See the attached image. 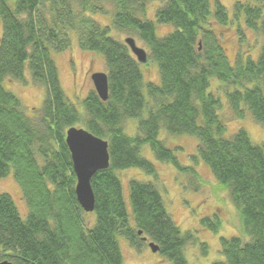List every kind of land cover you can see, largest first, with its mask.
<instances>
[{"label":"trees","instance_id":"obj_1","mask_svg":"<svg viewBox=\"0 0 264 264\" xmlns=\"http://www.w3.org/2000/svg\"><path fill=\"white\" fill-rule=\"evenodd\" d=\"M150 1L0 0V177L12 168L27 206L22 218L12 197L0 192V261L123 264L116 238L120 234L136 249L152 240L172 264H187L183 248L196 241L193 232L180 230L152 182L135 178L128 181L130 223L117 174L128 167L155 173L152 161L140 154L141 144L148 143L157 160L199 178L192 165L181 163L158 138L163 126L168 133L198 138L197 155L219 187L228 190L243 224L247 239L221 236L223 258L211 264H264V142L253 143L244 128L224 136L221 100L208 90L212 77L225 82L231 113L242 117L249 110L264 125V46L255 59H243L239 51L230 62L214 28L229 22L219 0L213 8L210 0H163L155 20L174 29L157 36L153 20L142 17ZM261 1L235 0L233 13L243 14L245 26L264 37ZM93 13H109V23H100ZM112 30L133 33L146 44L147 58L157 63L159 83L144 82L139 62ZM71 31L81 49L102 54L107 74V99L89 90L82 113L66 97L51 54L69 47ZM26 64L31 80L45 87L41 107L33 108L31 116L2 85L6 77L22 80ZM129 117L138 119L134 135L124 132ZM72 125L108 142L109 164L90 178L93 222L74 191L76 176L65 142ZM199 222L214 232L221 224L209 216Z\"/></svg>","mask_w":264,"mask_h":264},{"label":"rangeland","instance_id":"obj_2","mask_svg":"<svg viewBox=\"0 0 264 264\" xmlns=\"http://www.w3.org/2000/svg\"><path fill=\"white\" fill-rule=\"evenodd\" d=\"M227 9L229 22L227 25L214 24L215 32L225 47L227 56L231 63L234 62L237 53L243 59L250 57L255 59L259 50L264 46V37L253 29L245 26L243 14L234 16L233 3L235 0H219ZM250 1V0H241ZM163 3V0H153L147 3L145 15L151 19L155 25L157 36H163L174 29L171 23H160L155 20V9ZM214 0H210L213 8ZM257 3V2H252ZM262 4L264 14V0ZM107 7L110 5L107 4ZM93 18L102 24H108L110 14H91ZM243 33V38L238 32ZM2 23L0 19V34ZM111 34L117 39L123 40L126 35H132L136 43L142 46L148 53L146 44L135 34L112 30ZM56 63L61 87L73 105L82 113V100L91 89H94L91 73L95 71H105V63L101 53L91 50H83L78 46V40L74 31L70 32V45L67 49L57 52L51 51ZM143 80L159 83V70L157 63L147 58L145 62H139ZM2 85L5 89L13 92L21 101L22 108L27 115L33 114V108L39 109L45 95V87L36 84L31 80V75L27 64L24 68L22 80L6 77ZM226 83L212 77L210 79L209 91L216 94L221 100V107L218 110L220 117L226 124L224 136H230L238 128H244L253 143L264 142V125L256 122L250 111L246 110L244 116L235 117L227 104ZM233 89V87L231 88ZM146 95L145 88L143 89ZM146 114V109L142 110L141 116ZM137 117H129L124 122V132L134 135L137 132ZM158 138L164 144L173 149L178 160L187 165H192L199 178L196 179L186 172H180L170 163L157 160L148 143L140 146V154L152 161L155 173L149 174L138 167H128L117 171L122 183V191L126 207L130 212L129 222H133L129 203L130 178L152 182L161 194L166 211L169 213L180 230H190L196 236V241L187 243L183 248V253L187 264H211L214 260L222 259L220 253V237L243 234V224L238 212L232 203L229 192L225 188H220L217 180L211 173L208 165L197 155L198 138L189 134H171L161 126L158 131ZM195 156V157H194ZM0 192L8 193L22 218L26 217L27 206L22 196V191L14 178L13 170L5 176L0 177ZM203 216L220 219V227L214 232L200 225L199 219ZM86 217L94 220V213L87 212ZM123 264H172L169 259L158 251H152L146 244L140 249L134 248L128 240L120 234L116 235Z\"/></svg>","mask_w":264,"mask_h":264},{"label":"water","instance_id":"obj_3","mask_svg":"<svg viewBox=\"0 0 264 264\" xmlns=\"http://www.w3.org/2000/svg\"><path fill=\"white\" fill-rule=\"evenodd\" d=\"M138 62L147 60V52L139 46L135 38L126 35L123 38ZM91 80L94 90L101 100L108 97V82L105 71H95L91 73ZM65 142L70 151L73 170L76 176L74 191L78 203L86 212L94 208V194L90 184L91 176L98 170L108 166L109 153L106 139L93 134L82 126H69L65 131ZM141 231L138 230V233ZM146 240L147 237L143 236ZM148 246L152 251H158V245L154 241H148ZM0 264H12L10 260L3 259Z\"/></svg>","mask_w":264,"mask_h":264}]
</instances>
